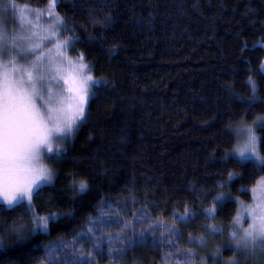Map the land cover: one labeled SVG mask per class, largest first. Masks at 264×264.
<instances>
[{
    "label": "trees",
    "instance_id": "trees-1",
    "mask_svg": "<svg viewBox=\"0 0 264 264\" xmlns=\"http://www.w3.org/2000/svg\"><path fill=\"white\" fill-rule=\"evenodd\" d=\"M16 3L44 10L48 0ZM56 11L76 29L74 34L63 31V36L78 37L69 45L70 53L79 56L83 52L88 71L102 82L94 83L86 121L64 146V160L54 165L56 199L49 203L52 190L46 188L42 197L34 198V208L39 215L66 212L72 207L67 186L73 179H87L92 192L77 200L75 219L50 222L48 234H29L27 243L8 239L0 248V264H49L44 245L71 241L87 227V215L100 214L94 208L97 200L118 193L127 197L125 189L133 179L140 203H128V209L137 211L147 200L152 216L159 215L164 223V228H157L159 239L170 235L167 229L173 225V209L183 213L187 203L196 219L188 225L175 222L181 234L172 235L171 240L172 244L179 242L178 250L171 245L161 249L159 242L153 247L150 238L148 244L129 250L119 264H161L164 251L172 253L167 264H205V256L216 254L220 240L229 243L230 218L238 206L226 200L222 207L217 205L214 219L205 218L202 208L217 192H230L250 202V189L264 174V170H254L251 162L237 164L231 153L236 136L227 127L230 121L235 126L242 117L252 123L264 115V102L249 104L252 92L247 82L252 76L259 96L264 97V72L260 70L264 61V0H61ZM109 12L111 26L93 24L89 19L90 13L103 18ZM101 33L103 41L87 39ZM242 41L247 42L243 53ZM258 131L264 155V127ZM232 170L242 176L223 184ZM218 182L222 186L218 187ZM241 185L248 191H241ZM116 203L126 201L117 199ZM108 211L113 214L115 209ZM17 216L22 219L15 220ZM29 217L24 208L0 212V222L6 221L0 234L14 223L27 226ZM213 223L224 228L222 234L211 235L205 230V224ZM140 227L137 223V232ZM189 233L193 243L188 242ZM201 236L207 241L203 246L197 239ZM114 246L118 248L120 243ZM104 247L107 249L106 241ZM90 248L87 243L82 246V260L88 259ZM188 249L196 255L188 258ZM67 251L72 252V248ZM219 255L220 261L210 260L209 264H221L233 251L224 249ZM93 256L96 264H116L107 251ZM64 261L63 253H58L52 264ZM244 264L253 261L249 258Z\"/></svg>",
    "mask_w": 264,
    "mask_h": 264
},
{
    "label": "snow or ice",
    "instance_id": "snow-or-ice-1",
    "mask_svg": "<svg viewBox=\"0 0 264 264\" xmlns=\"http://www.w3.org/2000/svg\"><path fill=\"white\" fill-rule=\"evenodd\" d=\"M59 3L61 0H48L46 19L49 22L46 25L39 23L42 13L38 9L17 4L16 0H8L7 4L0 5V200L4 202L0 206V212L24 208L30 213L27 226L14 223L4 229V234H0V248L5 247L8 239L16 243H27L29 234H48L50 222L54 224L62 219H75L77 200L86 199L92 192L87 179H73L67 186L72 193L69 200L72 207L66 212L39 215L34 208V198L42 197L46 188L52 190L48 193L49 203L56 199L57 171L53 165L64 160L67 149H62V144L70 140L79 125L86 121L85 110L93 83L102 82L87 71L89 66L84 60L83 52L73 60L65 51L70 44H75L78 37L61 34V30L74 34L76 29L70 28L68 21L56 11ZM9 8L13 18L21 26L19 32L11 35L7 31V20L3 14ZM89 19L93 24L106 26H111L113 21L110 12L103 18L90 13ZM103 38V33L100 37H87L90 42L97 39L103 41ZM242 43L241 53L247 48V42ZM260 70L264 72V62H261ZM247 82L252 92V96L248 98L249 104L257 100L264 102L252 76H248ZM228 87L235 95L231 86ZM238 98L244 100V97ZM257 122L260 127H264V115L257 116L252 124L242 117L235 126L230 121L227 127L236 136L237 143L231 153L237 164L243 166L251 162L254 170H264V155L259 148L260 137L253 126ZM228 156L226 151L225 158ZM241 176L240 172L229 171L223 184L231 183ZM128 183L130 186L125 189L129 193L127 197L118 193L116 197L97 200L94 208L100 214L87 215V227L77 232L71 241L61 240L59 245H44L49 264H52L58 253H63L64 264H96L93 253L102 254L105 251L110 260L119 264L129 250L148 244L150 238L153 247L159 242L161 249L167 245L179 249V242L172 244L171 240L172 235L181 234V230L175 227V222L188 225L196 219V213L190 211L187 203L183 205V213L173 209V225L167 229L170 235L166 239H159L157 228H164V223L159 215L152 216L147 200L143 208L137 211L128 209V203H140L132 187L135 180ZM217 186L222 185L218 182ZM257 186L260 195L255 203L245 204L230 192H217L211 203L202 208L205 218L214 219L218 211L217 205L222 207L229 199L238 205L236 214L230 218L231 230L227 245L233 251V256L222 259L221 264H244L249 258L253 264H264V177L256 181L252 188L254 193L257 192ZM190 187L193 192L197 191L194 185ZM240 190L248 191L244 185H241ZM117 199H123L126 203H116ZM204 203L201 200V204ZM153 205L159 207L155 202ZM113 208L114 213L109 214L108 210ZM124 211H128L129 215H121ZM4 223L6 221L0 222V228H4ZM137 223L141 225L139 232ZM113 227L117 229L116 232L108 231ZM205 230L216 235L222 234L224 228L213 223L205 224ZM197 239L201 246L207 243L202 236ZM105 241L107 249L104 247ZM118 242L120 247L117 248L114 245ZM188 242H194L190 233ZM85 243L91 245L86 253V261L82 260L85 253L80 251ZM69 247L72 252L67 251ZM220 252L221 248L217 246L215 253ZM171 255V252L164 251L160 257L161 264H167ZM185 255L192 258L196 253L188 249Z\"/></svg>",
    "mask_w": 264,
    "mask_h": 264
},
{
    "label": "rangeland",
    "instance_id": "rangeland-1",
    "mask_svg": "<svg viewBox=\"0 0 264 264\" xmlns=\"http://www.w3.org/2000/svg\"><path fill=\"white\" fill-rule=\"evenodd\" d=\"M8 3V1L7 0H0V5H4V4H7ZM41 11V13H42V15H41V18H40V21H39V23H41V24H47L49 21L46 19V9H44V10H40ZM4 15H5V18H6V20H7V24H6V27H7V31H8V33H9V35H11L13 32H19L20 30H21V26H20V23H19V21L17 20V19H14L13 18V16H12V11H11V8H9L8 10H7V12L6 13H3ZM30 18H32L33 20L35 19L34 17H31L30 16ZM61 34L63 35V30H61ZM48 47H51V45H48ZM263 47H264V45H263ZM65 51L67 52V54H68V56H70L73 60H76L77 59V57L78 56H74V55H72L71 53H70V48H69V46L65 49ZM85 60V59H84ZM264 62V61H263ZM88 71V70H87ZM93 85H94V83H93ZM93 85H92V87H93ZM92 87H91V89H92ZM91 89H90V98H91V93H92V91H91ZM90 100V99H89ZM89 103V102H88ZM87 108V107H86ZM86 111V110H85ZM256 121V120H255ZM254 122V121H253ZM252 122V123H253ZM252 123H249V124H252ZM80 126V125H79ZM254 127H255V129H256V133H257V135L259 136V128H260V126H259V122H257V124H254L253 125ZM69 141V140H68ZM68 141H66V142H64L63 144H62V149H64L65 147V145L67 144V142ZM262 154V153H261ZM233 155V154H232ZM54 166V165H53ZM261 177H264V174L263 175H261L260 176V178ZM259 178V179H260ZM258 179V180H259ZM257 180V181H258ZM256 185V184H255ZM253 188V187H252ZM252 188L250 189V194H251V200H250V202H246L245 200H243L242 198H240L239 197V200L241 201V202H243V203H245V204H250V203H255L256 201H257V197L260 195V193H259V190H258V186H257V192H253L252 191ZM0 204L1 205H4V202H3V200H0ZM238 206V205H237ZM229 243H227V244H222L221 243V240L218 242V244H217V246H220V248H221V250H224V249H230L227 245H228ZM216 246V247H217ZM220 259H221V257H220V255L219 254H213V253H209V255H207V256H205V264H209V263H211L210 262V260H214V261H216V262H218V261H220Z\"/></svg>",
    "mask_w": 264,
    "mask_h": 264
}]
</instances>
